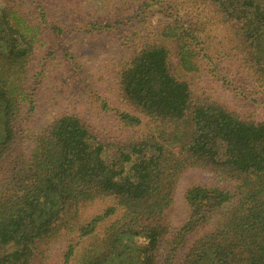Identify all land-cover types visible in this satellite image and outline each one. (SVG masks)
I'll return each instance as SVG.
<instances>
[{
	"label": "trees",
	"instance_id": "1",
	"mask_svg": "<svg viewBox=\"0 0 264 264\" xmlns=\"http://www.w3.org/2000/svg\"><path fill=\"white\" fill-rule=\"evenodd\" d=\"M27 2L36 0H0V264H32L52 238H62L69 264L70 235H93L118 209L77 264H264V119L192 98L185 76L199 69L200 21L173 17L120 70L119 95L143 119L103 102L122 127L153 125L143 137L111 141L76 114L36 133L21 116L23 106L34 109L29 65L46 32L55 44L63 28L48 27L41 4L33 11ZM194 3L225 29L241 70L264 91V0ZM87 24L92 31L117 22ZM172 54L184 76L173 74ZM189 168L234 186L190 183L184 221L174 226L168 210ZM107 197L113 202L80 220L82 207Z\"/></svg>",
	"mask_w": 264,
	"mask_h": 264
},
{
	"label": "rangeland",
	"instance_id": "2",
	"mask_svg": "<svg viewBox=\"0 0 264 264\" xmlns=\"http://www.w3.org/2000/svg\"><path fill=\"white\" fill-rule=\"evenodd\" d=\"M144 1L150 0H36L24 4L33 11L38 10V3L41 4L49 21L48 27L59 25L63 28L61 35L55 38V44L51 30L46 32L48 42L39 47L30 62L28 86L33 88L34 109L22 108L25 130L37 133L60 115L76 114L96 129L95 133L101 132L111 141L143 137L153 125L122 127L113 113L103 109L102 105L105 102L109 108L128 111L143 119L140 112L124 104L117 78L141 47L157 39L154 34L176 16H183L187 22L193 16L194 20L200 21L198 28L203 27L198 33L199 69L185 76L192 98L215 100L247 118L264 119V91L241 70L225 37V29L210 19L205 8L199 7L194 0H153L148 5L143 4ZM94 20L102 25L114 21L117 24L91 31L87 23ZM177 63L175 54L169 56L173 74L184 76ZM26 139L23 142L25 150L29 147ZM228 181L206 169L185 170L168 210L173 225L178 226L184 221L183 191L190 183L233 187L234 182ZM112 202L108 197L90 201L80 209V220ZM121 213L118 209L102 221L91 236L78 238L76 232L72 233L75 250L69 264H77L76 260L86 246L103 234L104 228ZM60 240L62 238H52L48 245L39 244L38 249L42 248L43 252L36 253L32 264H63L65 244L59 243Z\"/></svg>",
	"mask_w": 264,
	"mask_h": 264
}]
</instances>
